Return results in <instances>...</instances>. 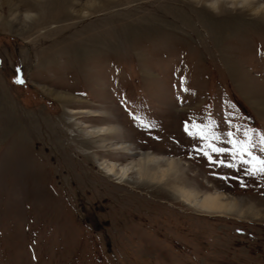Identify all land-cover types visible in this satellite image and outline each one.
<instances>
[{"label":"rangeland","instance_id":"1","mask_svg":"<svg viewBox=\"0 0 264 264\" xmlns=\"http://www.w3.org/2000/svg\"><path fill=\"white\" fill-rule=\"evenodd\" d=\"M193 126L264 157V0H0V264H264V175Z\"/></svg>","mask_w":264,"mask_h":264},{"label":"bare ground","instance_id":"2","mask_svg":"<svg viewBox=\"0 0 264 264\" xmlns=\"http://www.w3.org/2000/svg\"><path fill=\"white\" fill-rule=\"evenodd\" d=\"M230 1L232 4H234L236 1L241 2V3L248 2V0H230ZM53 91H55V90H53ZM53 91H49L48 94L54 96L55 99L64 103L66 107H71V105H74L78 102V100L76 98L72 97L69 94L54 93ZM72 110L75 111V109H72ZM96 112H100V111H96L94 109L88 110V113H91V114H94ZM77 113L75 112V115ZM72 116H74L73 113H72ZM111 123L112 122H110L109 125H104V126H99V127H90V129L92 128L91 130L94 129V131H97L98 136H96L97 134H94V133H92V135L95 136V138H99L100 143L103 146L106 145V143L108 141H114L115 138H114L113 134L120 130V127H117L118 125L115 122H113L112 124ZM108 144H110V142ZM110 147L114 151L120 150V151L126 152V155L130 154V156H128L129 159H133L131 148H129L130 146L127 144V142H122V141L121 142L120 141L114 142L113 144H111ZM162 157L163 156L142 155L139 158L138 163H134L135 165L132 163L133 165L131 164V167H128V166H124L122 168L120 167L119 172L117 171L118 169L116 170V166H115V164H113L114 162L113 163H111V162L107 163V161H104L101 164V166L103 167V169L106 170L107 173H109L113 176H119L121 179L129 177V175L133 173L134 168H136V172L138 173L137 175L142 176L144 174V176H145L144 172L149 170L148 168H150L151 164L155 165V167H156L155 169L161 170V176H165V175L167 176V174H169V172L171 173L173 170H175V168L179 164L176 163L175 160H171V159L168 160L167 158H166L167 159L166 160L165 158H162ZM162 163L167 166V169H166V166H165V169L162 168L163 167ZM154 174H156V173H154ZM159 176H160V174H159ZM139 178H141V177H139ZM185 188L182 187L180 189L181 190L180 193H181L182 198L187 202L193 203V205L195 207L205 208V209L212 210V211H219V210H233L234 211L238 208L237 201H235V200H232V201L224 200L222 194L208 193V194H204V197H201V196H199L198 192L190 191L189 190L190 188H187L188 190Z\"/></svg>","mask_w":264,"mask_h":264},{"label":"snow or ice","instance_id":"3","mask_svg":"<svg viewBox=\"0 0 264 264\" xmlns=\"http://www.w3.org/2000/svg\"><path fill=\"white\" fill-rule=\"evenodd\" d=\"M18 82L23 83L22 80H18ZM196 128V131L190 132V135H200L202 139L205 140V148L211 150V152L221 153V152H231L233 160H238L243 164L249 165L248 172L251 175H264V157L257 156L252 149L256 147V145L252 142L251 137L249 136V132H245V137L247 139L239 141L235 139H230V143L233 145L232 149H224L216 147L214 144L208 143V136L204 134V131L199 128V126H193ZM185 130H188V126H185ZM229 137L233 136V133H228ZM213 139H218L219 137L213 135ZM260 144L264 145V137L260 138ZM261 151L264 152V147L261 148ZM204 155L208 156L209 160H212V156L208 151L204 152ZM245 156L248 159H245ZM219 163L223 164L224 161H219ZM230 167H236L235 164H230Z\"/></svg>","mask_w":264,"mask_h":264}]
</instances>
